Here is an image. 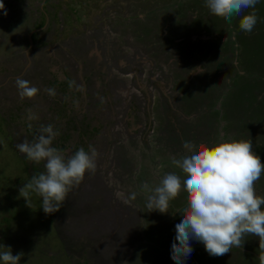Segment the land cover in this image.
<instances>
[{"label":"rangeland","instance_id":"1","mask_svg":"<svg viewBox=\"0 0 264 264\" xmlns=\"http://www.w3.org/2000/svg\"><path fill=\"white\" fill-rule=\"evenodd\" d=\"M2 2L0 245L22 252L20 264H176L186 193L167 212L148 211L142 185L182 175L171 161L185 141L248 140L264 163V0L245 10L258 18L251 33L239 17L210 14L205 0ZM18 79L38 93L22 99ZM48 124L66 156L89 145L98 153L95 172L52 214L36 193L29 206L20 197L45 169L16 148ZM255 190L264 196V173ZM190 243L184 264H259L255 236L219 257Z\"/></svg>","mask_w":264,"mask_h":264},{"label":"clouds","instance_id":"2","mask_svg":"<svg viewBox=\"0 0 264 264\" xmlns=\"http://www.w3.org/2000/svg\"><path fill=\"white\" fill-rule=\"evenodd\" d=\"M258 0H205L210 14L231 23L239 17V29L251 33L257 24L254 9ZM4 4L0 0V10ZM6 14V13H5ZM16 85L20 97L32 98L38 89L29 81L18 79ZM54 95V89H46ZM60 133L52 124L41 125L39 135L32 141L24 139L16 145L19 153L34 164L43 162L44 171L33 174L20 188L27 206L30 194L42 198V209L52 214L61 208L73 188L78 187L85 173H94L98 153L89 145L76 150L70 157L56 147L53 141ZM185 152L173 158L182 175L165 172L160 183L150 187L143 183L147 193L148 211L167 212L169 202L183 189L186 206L179 213L175 224V239L171 245V258L176 264H184L193 252L190 241L204 245L205 251L213 257L223 256L233 247L242 248L246 236L259 238V264H264V196L257 195L255 183L264 173V163L252 150L248 140L221 139L212 145L185 141ZM136 198V193L131 195ZM2 264H20L22 252L13 255L10 247L0 245Z\"/></svg>","mask_w":264,"mask_h":264},{"label":"crops","instance_id":"3","mask_svg":"<svg viewBox=\"0 0 264 264\" xmlns=\"http://www.w3.org/2000/svg\"><path fill=\"white\" fill-rule=\"evenodd\" d=\"M173 61V60H172ZM174 61H176V58L174 59ZM194 116L197 118V117H199L198 115H196V114H194ZM145 129V127L144 126H142V127H140V129H139V133L140 134H142V132H143V130ZM140 136V135H139Z\"/></svg>","mask_w":264,"mask_h":264}]
</instances>
